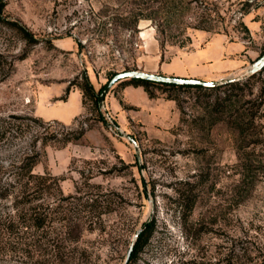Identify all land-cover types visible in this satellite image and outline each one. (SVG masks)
Listing matches in <instances>:
<instances>
[{
    "label": "rangeland",
    "instance_id": "1",
    "mask_svg": "<svg viewBox=\"0 0 264 264\" xmlns=\"http://www.w3.org/2000/svg\"><path fill=\"white\" fill-rule=\"evenodd\" d=\"M263 53L264 0H0V264H124L147 225L126 264H264ZM126 71L216 87L82 96Z\"/></svg>",
    "mask_w": 264,
    "mask_h": 264
},
{
    "label": "trees",
    "instance_id": "2",
    "mask_svg": "<svg viewBox=\"0 0 264 264\" xmlns=\"http://www.w3.org/2000/svg\"><path fill=\"white\" fill-rule=\"evenodd\" d=\"M10 26V28L12 30H15L22 39L26 40V41H32V37L30 36V34L28 33L27 30H25L23 27L19 26L17 23L15 22H10L8 24ZM264 72V67L262 68L261 71H259V73ZM258 73V74H259ZM256 75L252 74L250 75L249 78H254ZM125 82H127L128 85L134 86V87H141L143 89V91L146 93L148 98H154L156 96V94L159 92L161 94H164L165 98L167 100H173L176 101V97L172 94L173 91L176 90H180V89H188V88H194L197 90H212L214 87H216V85H213L211 87H202V86H190V85H185V86H176V85H172V84H159V83H154V82H150V81H145V80H140V79H128V80H124ZM233 82H222L221 84H219L218 86H227V85H232ZM79 89L82 92V96L86 97L88 100L93 101L95 104H97V101L95 99V95H94V91L91 87V85L89 84V82L87 81V79H84V82L81 86H79ZM177 102V101H176ZM34 163H27L25 165V169L26 172L29 174L31 168L33 167ZM40 224V223H39ZM151 226L147 225L145 226V228L140 232L134 246L133 249L131 251L130 257H129V261L132 260L136 254L141 250L142 246L145 244V242L147 241L148 237L151 234ZM128 261V262H129Z\"/></svg>",
    "mask_w": 264,
    "mask_h": 264
},
{
    "label": "water",
    "instance_id": "3",
    "mask_svg": "<svg viewBox=\"0 0 264 264\" xmlns=\"http://www.w3.org/2000/svg\"><path fill=\"white\" fill-rule=\"evenodd\" d=\"M264 67V53L256 60L254 61L250 67L247 70V73L249 75L258 73L259 71L262 70V68ZM128 79H140V80H145V81H150V82H154V83H159V84H172V85H176V86H185V85H190V86H202V87H211L213 85H215L214 82H203L200 80H196V79H184V78H176V77H165L162 75H157V74H149V73H145V72H141V71H126V72H121V73H117L115 75H113L105 84V86L102 88V90L100 91L98 98H97V105L99 108L102 107L103 101H104V97L105 94L107 93V91L109 90V88L118 81L121 80H128ZM142 231V229H139L136 231V233L134 234V238H133V242L136 241V239L138 238L140 232ZM132 246L133 243L131 244V246L129 247L125 260H124V264H126L129 260L131 251H132Z\"/></svg>",
    "mask_w": 264,
    "mask_h": 264
},
{
    "label": "crops",
    "instance_id": "4",
    "mask_svg": "<svg viewBox=\"0 0 264 264\" xmlns=\"http://www.w3.org/2000/svg\"><path fill=\"white\" fill-rule=\"evenodd\" d=\"M224 77V76H223ZM217 79H219V78H217ZM221 79V78H220Z\"/></svg>",
    "mask_w": 264,
    "mask_h": 264
}]
</instances>
